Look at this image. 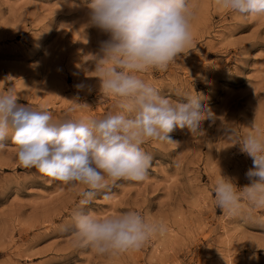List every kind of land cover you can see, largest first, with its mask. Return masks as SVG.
<instances>
[{
    "label": "rangeland",
    "instance_id": "374dc122",
    "mask_svg": "<svg viewBox=\"0 0 264 264\" xmlns=\"http://www.w3.org/2000/svg\"><path fill=\"white\" fill-rule=\"evenodd\" d=\"M90 3L0 0V92L13 90L18 104L49 111L53 122L114 112L115 100L101 94L95 77L108 35L88 25ZM189 4V48L166 71L139 75L172 102L201 95L214 119L194 136L176 129L169 134L176 143L146 141L147 178L118 181L110 201L97 197L85 209L99 216L135 210L163 222L166 233L119 254L76 247L71 212L85 186L65 187L21 167L9 137L0 150V264H264V210L227 216L213 192L220 175L238 187L250 183L252 159L224 138V126L243 136L255 122L264 132V17L217 8L214 0Z\"/></svg>",
    "mask_w": 264,
    "mask_h": 264
},
{
    "label": "clouds",
    "instance_id": "9594fccd",
    "mask_svg": "<svg viewBox=\"0 0 264 264\" xmlns=\"http://www.w3.org/2000/svg\"><path fill=\"white\" fill-rule=\"evenodd\" d=\"M214 3L244 17H264V0ZM88 8V25L108 35L94 71L101 94L115 100L116 110L99 119L53 122L49 111L18 104L13 90L0 92V150L10 137L21 167L34 168L65 187L85 186L71 212L76 247L101 255L138 251L164 235L167 226L135 210L99 216L85 209L97 197L110 201L108 190L118 181L147 178L153 158L142 147L146 141L176 143L169 135L176 129L186 128L192 136L203 133L204 121L213 120L214 114L202 107L201 95L172 102L139 75L166 71L189 48V0H91ZM252 128L241 136L236 128L224 126V138L252 159L245 174L249 184L238 187L220 175L214 185L215 207L230 217L264 210V132L255 122Z\"/></svg>",
    "mask_w": 264,
    "mask_h": 264
}]
</instances>
